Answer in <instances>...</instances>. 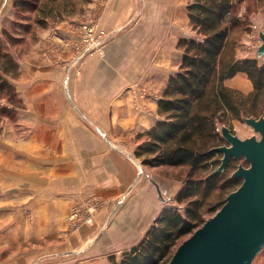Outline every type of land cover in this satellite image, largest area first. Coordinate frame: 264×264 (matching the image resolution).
I'll return each mask as SVG.
<instances>
[{"label":"crops","instance_id":"1","mask_svg":"<svg viewBox=\"0 0 264 264\" xmlns=\"http://www.w3.org/2000/svg\"><path fill=\"white\" fill-rule=\"evenodd\" d=\"M192 1L111 0L103 11L104 26L113 34L104 56L90 55L72 69L52 66L45 63L39 44L19 61L17 93L28 111L19 114L22 140L11 145L0 139V202L5 204L0 218L18 221V229L27 228L38 242L71 235L70 242L43 252L87 258L75 264H110L93 257L103 251L101 245L122 252L144 241L155 226L161 205L136 152L140 136L158 123L153 113L158 116L159 101L141 100L138 109L134 87L139 80L166 91L180 73V25L189 24ZM0 6L2 27L13 1L2 0ZM76 21L50 25L57 35L74 37ZM237 77L248 80L246 73ZM147 106L151 114L137 111ZM96 196L110 201V209L66 235L74 207ZM121 201L114 213L113 205ZM105 228V239L91 244ZM16 237L22 238L20 233ZM59 261L53 264H65Z\"/></svg>","mask_w":264,"mask_h":264},{"label":"rangeland","instance_id":"2","mask_svg":"<svg viewBox=\"0 0 264 264\" xmlns=\"http://www.w3.org/2000/svg\"><path fill=\"white\" fill-rule=\"evenodd\" d=\"M1 1L2 0H0V2ZM110 1L111 0H60L55 3H49L47 0H41L39 9L32 11L30 6L28 9H26L27 12L19 13L21 16L24 15V18H20V15H17L16 9L14 7L10 9L9 19L2 27L0 26V55L10 54L15 60L17 69L14 73L16 74L15 76L4 75V78L11 86V92L0 88V139L8 140V142L12 145L20 142V140L23 138V134L25 133L18 125L20 124L19 121H22L19 120V114L22 115V113L26 112L27 110L26 105L24 102H21L22 100L17 93L16 82L18 78L17 74L19 71V61H21L24 56L29 55L32 52V47H37L40 44L42 49L41 56L44 57L46 64L52 66L61 65L62 67L72 69V67L76 66L79 61H82L90 55L87 54L83 58L80 57V59H77L76 56L74 57V55L66 48L60 49L57 47L52 41L56 40L58 36L54 33V31H52V28L60 25L61 22L67 23L72 20H77L76 23H73L76 25L79 24V21L85 18H92V20L94 19L98 21L100 26L106 31L107 36L104 38L105 41L102 44V47L99 49L100 51L93 53L104 56L106 51L105 49L113 36V34L105 28L103 23V11L105 8L109 7L111 3ZM193 2L195 1L190 3ZM238 5L239 7L236 12V17L241 21L242 24L234 27V29L231 31L230 38L227 42L228 44L223 51L221 60L223 63H225V67L227 64L233 62V60L236 61L245 59L255 60L260 66H264V0H242L240 3H238ZM2 11L3 10L1 9L0 12ZM183 15L181 14L182 17ZM1 18L2 17L0 13V19ZM42 18H47V22H45L44 26L37 23V20ZM18 22L23 23L24 26L27 24L30 26L29 28H24L23 26L20 27L21 24H18ZM50 24H54L55 26ZM180 26V33H183L182 35H184L183 39L200 40L204 38L200 33H198V29L194 30L195 25L191 22V20L189 24ZM4 29L9 31V35L4 34ZM44 41L45 43H40ZM46 49L51 51L52 54H50L48 51L45 52ZM180 50L183 52V49ZM63 60L68 61V65H64ZM69 69H67V71ZM237 78H234V80L231 81V84H229L230 82L228 83V80H226V87L237 93L236 96L240 101H242L243 105L245 104V107L250 108L254 101L257 107H254V111L252 112L247 111V115H243L241 119L237 118L234 111L229 110L227 111L226 117L224 116L222 120H218V122H216L215 133L224 139V143H221L217 148H212L211 150L212 152L215 151L220 153L218 158L220 159L221 164L220 167H218L214 172H226L225 176L229 178H234V175L239 168L242 167L249 169L251 167L250 163L247 162L245 157L232 158V160H230L227 165H222L225 154L221 149L223 147H231V144L227 141V138L225 139L223 135V130L226 129L228 133L243 142L255 141L260 143L263 138L262 134L252 126V123L259 120L264 121V90L261 91L262 96L258 95L257 98H253V100L252 98H247L248 95L254 91V84L249 78H247L248 80H246V77H244L243 80H240V77ZM134 88L136 89L137 93L136 107L138 109L140 107L139 103L141 100L149 101L142 96L141 91L143 89L157 94L159 100H155L156 102H160L165 93V89H163L164 87L161 85L156 86L155 83L141 82L139 80H137V82L135 81ZM240 94L242 95V99H240ZM215 107H217V105H215ZM137 111L150 112V114L152 113V110L149 107L146 110L143 109ZM221 112L224 113V111ZM153 116L156 117V121L158 122L166 119L159 115V112L158 116L156 112L153 113ZM140 139H142V143L147 138L142 137ZM197 143L201 149L208 150V148L206 149L202 147L203 141L200 139L197 140ZM136 159L138 166H140V169L144 171V174L141 172L144 177L147 176L148 178H152L151 185L155 187L153 188V195L156 194V197L158 196V201L161 205L162 211H160L156 218V223H154L155 226L152 227L148 232V235L145 236L144 241L137 245H132L127 249H123V251L119 253L117 251L113 252V249H106L103 245H101L100 247L103 251L99 252L100 255L94 253L95 255H93V257L97 256L96 258H107L110 261V264H122L124 259L133 254L135 249L141 247L142 244L147 242L153 233L156 234V236L159 235V228L162 226L160 221H164L165 219H168V217L172 219L174 217L180 216L186 219L188 211H190L188 213L191 215H199L197 223H193L194 227L191 234L184 236L175 235V242L172 244V246H170L166 255L161 257L152 255L154 256L152 260H154L156 257L159 259H157L156 262H153L150 257L149 259L147 258L144 263H142L169 264L178 248L187 239H189L195 231H197L199 228H202L206 221L216 215V213L226 203L228 196L241 187L244 179L237 178L240 179V183H237L235 186H233L231 189L232 192L230 193H224V190H222L223 187H221L220 184L219 187L215 190H212V192L206 193L204 190H202L199 196L196 198L197 200L195 203H192L191 201L181 203L178 199L188 179V166L155 167L150 166L149 164L145 165V163H143V158ZM2 194L3 191L0 188V196ZM110 204V201L101 199L99 196L90 198L87 201L85 200V202L78 204L76 207H74L68 217L67 222H69V230L65 231L66 235L70 234L71 230L75 231L81 228L89 221L90 218L99 213L100 210H103L108 206L110 209ZM117 204L118 203H115L113 205V208L115 209L114 213L119 212L122 201L118 205ZM4 205L5 204L0 202V207ZM112 224L113 222L108 223V226ZM106 228L91 244L105 239ZM17 233H20L22 238H17ZM70 237L69 235L64 236V239L60 238V241L58 242L56 241L57 239H41L38 242L37 239L33 238L32 232L27 230V228L24 229V232H22L21 229H18V221L8 223L7 219L4 220L1 217L0 264H53L54 260H60L59 262H63L65 264H75L86 257L82 258L80 254L76 255L74 252H69L62 255H51L43 252L44 249H49V247L55 248L59 242L61 244L70 242V240H72V237ZM33 251L35 254L32 253ZM145 254L150 253L146 251ZM90 256L91 255L89 254V258L91 259ZM27 258L29 259L27 260ZM85 260H87V258ZM248 264H264V244L253 254Z\"/></svg>","mask_w":264,"mask_h":264},{"label":"trees","instance_id":"3","mask_svg":"<svg viewBox=\"0 0 264 264\" xmlns=\"http://www.w3.org/2000/svg\"><path fill=\"white\" fill-rule=\"evenodd\" d=\"M40 1L13 0V7L17 15H20V12H27L26 9L30 6L32 11L39 9ZM47 1L55 3L60 0ZM241 1L195 0L190 5L194 30L198 29V33L204 38L180 40V49L184 52L180 73L170 79L164 97L159 102V115L166 119L159 121L151 131L140 136L147 139L141 143L136 155L144 159L145 165L189 167L186 185L178 199L181 203H195L202 190L206 193L212 192L220 184L224 193H230L232 187L240 183V179L226 177V172H214L221 164L218 158L220 153L211 150L224 143V139L215 133V127L218 120L227 116V111H234L237 118L241 119L243 115H247V111L252 112L257 107L255 101L250 108L245 107L236 96L237 93L226 87V80L240 72L246 73L254 84V91L247 97L252 100L258 95L262 96L261 91L264 90V66H260L257 61L233 60L225 67L221 60L231 31L242 24L236 17L238 3ZM23 16L20 15V18ZM46 20L47 18H42L37 23L44 26ZM18 24L24 28L30 26L19 22ZM4 30V34L9 35V31ZM16 69L17 65L10 54L0 55V88L11 92V86L4 75L15 76ZM240 96L242 99L241 94ZM198 139L203 141L202 147L208 150L198 146ZM188 212L186 219L180 216L160 221L162 226L159 228V235L153 233L122 264H142L147 258L151 257L152 260L156 255H166L175 242V235L192 233L193 223H197L199 215ZM146 251L150 254H145ZM157 259L159 258L152 261L156 262Z\"/></svg>","mask_w":264,"mask_h":264},{"label":"water","instance_id":"4","mask_svg":"<svg viewBox=\"0 0 264 264\" xmlns=\"http://www.w3.org/2000/svg\"><path fill=\"white\" fill-rule=\"evenodd\" d=\"M252 126L262 134L260 143L243 142L223 130L231 147H223L222 165L245 157L249 169L239 168L234 178H243L224 206L176 251L169 264H248L264 244V121Z\"/></svg>","mask_w":264,"mask_h":264},{"label":"built area","instance_id":"5","mask_svg":"<svg viewBox=\"0 0 264 264\" xmlns=\"http://www.w3.org/2000/svg\"><path fill=\"white\" fill-rule=\"evenodd\" d=\"M74 37H63L57 35L58 38L52 42L56 44L57 47L66 48L69 50L74 57L77 59L84 57L85 55H92L96 51L99 52L102 44L104 43V38L107 36L106 31L100 26V23L92 18H85L79 21V24L75 26ZM101 43V44H100ZM49 50H45V52ZM141 94L144 98L151 100H159L158 95L143 89Z\"/></svg>","mask_w":264,"mask_h":264}]
</instances>
